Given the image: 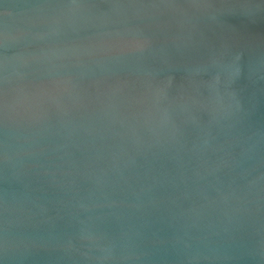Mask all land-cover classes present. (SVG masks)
Listing matches in <instances>:
<instances>
[{
  "label": "water",
  "instance_id": "water-1",
  "mask_svg": "<svg viewBox=\"0 0 264 264\" xmlns=\"http://www.w3.org/2000/svg\"><path fill=\"white\" fill-rule=\"evenodd\" d=\"M0 264H264V0H0Z\"/></svg>",
  "mask_w": 264,
  "mask_h": 264
}]
</instances>
